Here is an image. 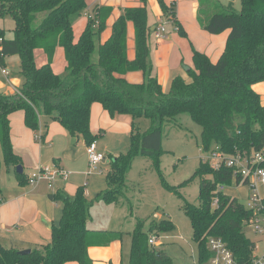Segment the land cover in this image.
I'll return each instance as SVG.
<instances>
[{"label":"trees","instance_id":"obj_1","mask_svg":"<svg viewBox=\"0 0 264 264\" xmlns=\"http://www.w3.org/2000/svg\"><path fill=\"white\" fill-rule=\"evenodd\" d=\"M157 2L166 18H175L174 4ZM141 3L123 9L111 26L110 36L102 42L110 7L96 8L74 41L73 24L84 13L86 0H0V16L9 15L14 22L11 40H6L0 29V65L6 57L18 56L22 78L14 94L0 93L4 165L15 169L21 165L10 141L9 116L13 112L22 111L24 125L33 131L39 127L40 113H44L56 119L70 136L89 145L96 139L90 132V108L98 103L111 118L127 115L132 120L128 150L111 161L107 188L94 199L116 203L138 155L149 156L159 172L162 126H178L177 118L187 114L200 127L201 149L209 152L213 146L210 154L216 152L223 158L217 168L208 160H200L193 174L199 182L198 204L184 200L160 175L161 183L182 199L180 208L190 221L199 264L211 258L207 247L210 237L221 238L237 264H250L256 246L244 230L252 218L264 219V200L255 212L222 193L220 187L230 186L234 179L240 181L234 168L226 165V158H249L264 150V108L251 88L264 80V0H243L240 11L225 8L217 0H198L202 29L213 35L229 31L225 48L214 63L193 51V66L187 70L190 81L175 77L166 93L151 74L148 8L146 0ZM204 7L216 12L202 18ZM128 23L134 28L135 56L131 61L127 58ZM57 48L64 53L63 75L55 74L51 66ZM37 50L46 56L44 65L36 64ZM130 72H141L143 82L129 83L125 75ZM141 119L149 123L144 130ZM257 166L264 167V162ZM16 176L19 184L26 183L23 171ZM50 198L62 204V216L59 225L51 229L50 241L29 249L28 254L0 245V264H93L88 257L90 247L108 246L123 235L88 228L94 200L86 199L84 187H78L73 197L57 192ZM215 199L217 205L213 206ZM144 223L137 221L130 233L128 264H173L165 252L149 245L151 236L174 228L172 221L153 220L147 230Z\"/></svg>","mask_w":264,"mask_h":264},{"label":"crops","instance_id":"obj_2","mask_svg":"<svg viewBox=\"0 0 264 264\" xmlns=\"http://www.w3.org/2000/svg\"><path fill=\"white\" fill-rule=\"evenodd\" d=\"M217 1L222 6H225L224 0ZM226 1V3H229L228 5H231L234 0ZM240 1L242 8L243 0ZM146 2L148 8L147 23L153 37L155 27L161 24L164 27L167 24L172 25L177 30L168 32L166 26L167 30L162 40L153 38L151 34L149 38L151 74L156 77L162 91L166 93L169 91L171 82L175 77H181L185 82L190 81L187 70L193 66V51L206 55L213 63L216 62L225 48L229 31L215 35L204 31L198 21V0H164L168 6L173 3L175 4L174 19H168L163 15L157 0H146ZM141 5V0H86V9L83 14L87 18L82 22L81 32L88 18L94 15L96 8L110 7L112 11L106 21V29L102 33L103 42L110 36L111 26L123 9L139 7ZM173 20L176 21L177 26ZM80 33L76 35L74 33V41H77ZM42 54V56L40 55L39 66L47 62L46 56L43 52ZM134 56V28L131 23H128L127 58L131 61L134 59ZM5 59L3 65H0V67L5 68L7 71ZM56 61H59L61 65L57 66L55 64ZM65 65L63 50L57 48L51 65L54 73L63 75ZM1 69L0 75L2 81H0V93L6 95L14 94L18 87L22 85V78L20 79L21 85H19L18 79H11L9 74L7 76L2 74ZM143 77L141 72H130L125 75L129 83H141L144 80ZM251 88L264 108V80L253 84ZM131 122V118L127 115H118L115 118H111L100 104L94 103L91 105L90 132L95 136L97 149L105 155V160L100 164L99 171L93 172L90 175L89 173L86 174L88 158L86 144L80 141L81 138L70 136L62 126L56 123H52L49 128L45 125L44 129H39L41 127L39 126L38 135L37 131H33L24 125L22 111L10 114V141L14 153L20 157V166L25 174L26 183L19 184L15 168L9 167L10 169L6 174L0 173V245L26 250L47 244L51 238L52 227L59 225L62 216V204L53 201L50 198L52 194L60 192L73 197L78 187H84L86 199L94 200L98 194L106 190V174L110 171L111 161L119 154H123L128 150ZM37 136L39 137L38 140L36 139ZM41 136L43 137L40 138ZM106 155H109V162L106 161ZM47 166H55L65 171L68 175L67 179H55L52 188L48 187V180L46 179L33 184L27 182V177L32 170ZM101 166L103 167L102 169ZM104 167L106 168L104 169ZM231 185V188L222 187L220 191L237 200L240 195H243L248 201L249 206L250 190L248 185L242 181L236 182L235 179ZM244 186L247 188L246 191H244ZM127 188L128 186L126 185L121 196L125 197ZM259 189L262 196H264V187L260 186ZM98 202L104 203L101 199H98L94 200L93 204ZM125 203L119 204V202H116L114 203L116 206L113 207H118L126 213L128 211L125 208ZM109 211L111 212V210ZM165 216L166 213H163V216L154 215L155 219L153 220L161 221L169 219L172 221L168 214ZM123 218H125L124 221L129 226H132V230L125 232L117 230L116 232L120 231L123 235L119 240L111 242L108 246L90 247L88 249V257L93 264H128L131 248L130 233L133 231L137 221L145 222L146 219L142 220L131 214H123ZM153 220L147 219L146 221L151 222ZM92 221L93 217H90L87 223L90 230L104 231L103 229H107L114 231V227L108 225L109 221L106 222V226L100 225V227L92 226ZM102 224H104L103 221ZM149 224L145 225L144 223V230H147L145 226L148 228ZM261 224L262 221L260 220ZM261 227L262 229L264 228V226ZM159 236L157 237L155 248L162 251L158 248L161 246L160 241H158ZM246 237L248 238L247 235ZM255 246V256H258L256 243ZM209 260L204 262V264H210ZM66 264L78 263L68 262ZM173 264L177 263L173 261ZM196 264H199L198 260Z\"/></svg>","mask_w":264,"mask_h":264},{"label":"rangeland","instance_id":"obj_3","mask_svg":"<svg viewBox=\"0 0 264 264\" xmlns=\"http://www.w3.org/2000/svg\"><path fill=\"white\" fill-rule=\"evenodd\" d=\"M226 2L227 1L224 0L223 3H225V6L223 5V7H231L235 11L241 10L240 0H234L231 5H228L229 3ZM214 12H216V10L213 11L211 7H204V15H202V18H206L205 16H208L207 14L211 15ZM85 18L87 17L82 14L74 22L75 35L81 32L82 22L86 20ZM166 26L168 32H174V30L177 31L172 25L167 24L165 27ZM13 28L14 22L9 15L3 17L0 16V29L4 30V38L6 40H11L13 38ZM167 29L165 28V31ZM151 36L153 37L152 33ZM35 54L37 65H40V58L43 54L40 50H37ZM55 64L57 66L61 65L59 61H56ZM5 66L8 69L9 77L11 79H18L19 85H21L19 57H6ZM1 68L2 67H0V69ZM0 81H2L1 75ZM18 112L20 111H15L12 114ZM139 122L141 129L143 130L149 125L144 119H141ZM52 123L61 126L56 119H53L44 113H40L39 126L41 127L39 129H44L45 125L49 128ZM176 123L178 126H162L163 140L161 145L162 152L159 157V172L154 168L149 156L138 155L134 159L129 172L126 175V184L128 188L125 197L121 196L117 199L119 204L126 202L125 208L128 212L125 213L118 207H113L116 206L114 203L104 204L98 202L92 205L89 211V216L93 217V223H91V225L94 227H100V225L106 226V222L111 221L110 223L108 222V225L114 227V231L103 229L104 231L116 232L117 230H120L125 232L127 230L131 231L132 226H129L127 222L124 221L125 218H123V214H131L142 220H153L155 219L154 215L163 216V213H166V216L168 214L171 217L174 228L159 236L158 241H160L161 246L158 248L164 251L177 264H196L198 260L197 246L192 240L190 221L183 214L181 208L179 209V206L181 207L182 204V199L176 197L164 187L161 183V176L169 185L175 186L178 189L180 194L184 197V200L193 204H198L199 182L198 179L193 178V174L201 159L210 161L211 165H215L217 161L210 155V152L214 149L213 146H210L209 152H205L201 149L200 127L191 121L187 114L180 115L177 118ZM39 129L36 130L38 135ZM80 141L82 143L84 142L82 138ZM109 160V155H106V161L109 162ZM86 167V174L90 172L91 175L95 172L90 170L89 164H87ZM102 168L103 167L101 166V169ZM105 168L106 167H104V169ZM9 169L10 168L4 165L0 149V173L6 174ZM25 171H27V169H25ZM32 171H35V169ZM246 186H244V191L247 189ZM228 187L231 188L232 185L227 186V188ZM238 200L246 208H249L248 201L243 195H240ZM108 209L111 210L112 213ZM146 220L145 225H148L150 222ZM260 220L262 221L261 226H264V219L260 217ZM102 221L104 224H102ZM145 229H147L146 226ZM263 232L257 233L253 225L245 228V233L248 238L257 245L258 256L264 251Z\"/></svg>","mask_w":264,"mask_h":264},{"label":"built area","instance_id":"obj_4","mask_svg":"<svg viewBox=\"0 0 264 264\" xmlns=\"http://www.w3.org/2000/svg\"><path fill=\"white\" fill-rule=\"evenodd\" d=\"M165 27L163 24L155 27L154 37L157 40H162L165 34ZM1 41V40H0ZM2 74L8 75V72L5 68L1 69ZM38 140L39 137L37 136ZM86 154L88 158V164L90 170L98 171L100 164L104 161L105 155L98 151L96 142H92L89 145H86ZM217 163L213 166L214 168L219 167V164L222 160V156L216 152L210 154ZM264 162V150L253 153L249 158L235 156L226 158L225 163L228 167L234 168V174L240 181L245 182L248 185L250 190L249 198V209L258 212L261 207V202L264 200L260 192V186L264 187V167H259L257 164ZM90 174V172H89ZM67 173L63 170L58 169L57 167H38L35 171H32L28 177L27 182L30 184L39 182L40 180H48V187H53V181L56 178H61L63 180L67 179ZM222 188V187H220ZM213 206L217 205V200L215 199L212 203ZM251 225L255 228L257 233L263 232V229L260 225L259 218L255 217L251 219ZM157 237L151 236L149 238V245L156 246ZM207 247L211 252L210 264H237L233 254L228 250L226 244L222 241L221 238L210 237L207 241ZM250 264H264V252L260 256H255Z\"/></svg>","mask_w":264,"mask_h":264},{"label":"water","instance_id":"obj_5","mask_svg":"<svg viewBox=\"0 0 264 264\" xmlns=\"http://www.w3.org/2000/svg\"><path fill=\"white\" fill-rule=\"evenodd\" d=\"M22 171H23V170H22V167H21L20 165L17 166V168H16V172H17L18 174H21ZM20 253H21V254H28V253H30V250H29V249L21 250Z\"/></svg>","mask_w":264,"mask_h":264}]
</instances>
